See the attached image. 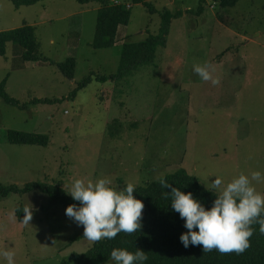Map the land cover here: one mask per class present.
<instances>
[{
  "label": "rangeland",
  "instance_id": "rangeland-1",
  "mask_svg": "<svg viewBox=\"0 0 264 264\" xmlns=\"http://www.w3.org/2000/svg\"><path fill=\"white\" fill-rule=\"evenodd\" d=\"M145 1L159 12L183 13L172 21L155 63L122 81L94 80L71 99L87 76L118 71L124 44L158 34L161 14H151L143 3L132 5L130 24L120 28L116 45L95 49L98 4L43 0L16 8L0 0V32L33 26L40 55L77 62L69 79L55 65L24 62L22 47L7 45L0 57L6 93L21 103L58 102L21 109L0 96L3 186L46 183L67 193L76 179L103 178L122 190L184 169L219 194L211 185L215 177L227 184L241 173H264V0H242L233 8L207 0L200 14L203 0ZM205 63L218 85L193 72L194 64ZM10 130L47 135L49 145L11 144ZM252 184L264 194V182ZM26 206L33 212L29 225L17 216ZM65 210L38 191L0 199V250L13 251L15 264H62L88 252L96 242L83 237V227ZM0 264L7 261L0 257Z\"/></svg>",
  "mask_w": 264,
  "mask_h": 264
},
{
  "label": "trees",
  "instance_id": "trees-1",
  "mask_svg": "<svg viewBox=\"0 0 264 264\" xmlns=\"http://www.w3.org/2000/svg\"><path fill=\"white\" fill-rule=\"evenodd\" d=\"M16 8L33 6L43 0H9ZM81 4L96 3L99 5L96 24L95 49H109L116 45L118 32L121 27L128 26L131 21L132 5L143 3L151 14H161L162 24L158 34H151L142 42L126 43L122 48L121 61L118 71L110 76H95L94 73L84 78L77 84L76 89L71 93L74 99L78 92L86 88L94 80L100 83L122 81L140 67L154 64L158 51L166 47L167 36L170 33L171 23L174 19L183 17L179 11L174 14L168 9L159 12L153 3L145 0H77ZM203 0L199 7V14L202 13ZM223 8H233L242 0H210ZM191 12H193L191 10ZM22 47V57L28 63H49L55 65L61 73L69 79L75 78L77 62L75 58H69L65 62L56 63L40 55L41 44L36 37V29L26 25L10 31L0 32V57L7 53V45ZM6 80L0 83V96L9 105L26 109L31 104L56 103L58 100L34 99L31 102L21 103L19 100L10 97L5 91ZM60 101V100H59ZM8 142L14 145H31L47 147L49 136L36 133H27L10 130L7 132ZM172 187L180 189L187 194L191 192L194 198L198 199L206 209L212 207L213 201L219 194L214 190L205 187L194 176L186 170L181 169L164 177ZM133 196L144 204L141 224L142 227L133 234L121 232L112 240H101L96 242L92 249L83 254H74L71 260H65L62 264H104L110 259V253L114 248L126 249L135 252L143 250L148 256L145 264H264V234L259 231V225L253 224L254 230L249 241V248L243 253H220L203 251V246H189L185 248L179 237L187 229L185 221L171 208V197L166 198L170 188H163L158 181L151 182L146 186L135 188ZM38 191L57 200L65 209L69 205H79L74 201L61 186L48 185L44 183H31L24 187L18 185L3 186L0 183V199H6L11 195L24 196ZM22 207L18 209L17 216L21 222L25 213ZM198 231V229H195Z\"/></svg>",
  "mask_w": 264,
  "mask_h": 264
},
{
  "label": "clouds",
  "instance_id": "clouds-1",
  "mask_svg": "<svg viewBox=\"0 0 264 264\" xmlns=\"http://www.w3.org/2000/svg\"><path fill=\"white\" fill-rule=\"evenodd\" d=\"M210 69L208 63L194 64L192 67L200 80L218 85L220 81L213 78ZM158 180L163 188L171 189L170 193L165 194L166 198L171 197L172 210L185 221L187 231L179 237L185 248L202 245L203 251L215 249L220 253L239 254L250 246L253 224H258L260 233L264 234V194L258 192L252 184V181L264 182V173L261 171H253L251 178L241 173L227 184H224L221 177H215L211 185L219 191V195L210 209H206L191 192L185 194L172 187L162 174ZM109 185L110 181L103 178L95 183L76 179L67 192L79 205H69L65 214L77 226L83 227V237L87 240H112L121 232L133 234L142 227L144 204L133 196L135 186L128 183L122 190H117ZM22 211L25 215L20 223L29 225L33 215L32 206H26ZM0 257L7 264H15L13 251L0 250ZM110 259L114 264H145L148 256L139 249L133 253L114 248Z\"/></svg>",
  "mask_w": 264,
  "mask_h": 264
},
{
  "label": "crops",
  "instance_id": "crops-1",
  "mask_svg": "<svg viewBox=\"0 0 264 264\" xmlns=\"http://www.w3.org/2000/svg\"><path fill=\"white\" fill-rule=\"evenodd\" d=\"M172 2V1H171ZM54 42V41H53Z\"/></svg>",
  "mask_w": 264,
  "mask_h": 264
}]
</instances>
